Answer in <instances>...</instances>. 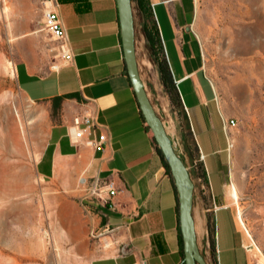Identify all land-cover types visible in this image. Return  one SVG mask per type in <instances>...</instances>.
I'll list each match as a JSON object with an SVG mask.
<instances>
[{
  "label": "crops",
  "instance_id": "1",
  "mask_svg": "<svg viewBox=\"0 0 264 264\" xmlns=\"http://www.w3.org/2000/svg\"><path fill=\"white\" fill-rule=\"evenodd\" d=\"M150 3L181 109L171 103L159 64L148 48L145 21L135 9L137 48L140 39L154 69L156 88L169 99L173 125L168 132L178 154L193 173L203 165L206 178L196 176L194 204L199 243H204L208 264H255L228 188L229 119L193 30L197 2ZM47 4L67 29L74 59L67 61L58 48L56 66L39 73L21 62L16 73L18 87L29 101L52 106L55 99L64 98L36 166L47 190L63 193L57 203L58 219L72 264H184L180 194L142 117L128 72L118 0H48ZM90 113L100 126L94 137L108 136L100 150L75 145L69 136L74 118ZM82 177L112 179L120 192L107 204L84 202ZM107 225L119 228L107 237L92 236Z\"/></svg>",
  "mask_w": 264,
  "mask_h": 264
},
{
  "label": "rangeland",
  "instance_id": "2",
  "mask_svg": "<svg viewBox=\"0 0 264 264\" xmlns=\"http://www.w3.org/2000/svg\"><path fill=\"white\" fill-rule=\"evenodd\" d=\"M197 1L196 12L207 20L214 4L223 13L216 41L206 36L208 44H203L194 32L225 115L235 121L228 130V188L232 182L239 188L245 221L262 252L256 262L264 264V0ZM47 2L0 0V264L73 263L58 219L57 203L63 193L47 190L36 166L57 117L53 105L24 96L16 73L21 62L39 73L56 66L58 42L45 27ZM138 58L153 104L171 130L169 99L156 88L154 69L140 39ZM17 139L23 150H18ZM193 179L197 187L199 182ZM200 248L205 255L203 242Z\"/></svg>",
  "mask_w": 264,
  "mask_h": 264
},
{
  "label": "water",
  "instance_id": "3",
  "mask_svg": "<svg viewBox=\"0 0 264 264\" xmlns=\"http://www.w3.org/2000/svg\"><path fill=\"white\" fill-rule=\"evenodd\" d=\"M128 72L141 110L170 164L180 194L181 228L186 264H208L200 248L194 217L196 184L184 159L178 154L166 124L157 112L143 79L137 48V28L132 0H118Z\"/></svg>",
  "mask_w": 264,
  "mask_h": 264
},
{
  "label": "built area",
  "instance_id": "4",
  "mask_svg": "<svg viewBox=\"0 0 264 264\" xmlns=\"http://www.w3.org/2000/svg\"><path fill=\"white\" fill-rule=\"evenodd\" d=\"M45 27L51 33L52 37L58 42V48L60 53L65 57L67 61H73L74 56L72 54L67 29L59 15L53 6H48L45 11ZM235 124L234 120H230L227 129ZM100 126L97 123L96 116L93 114L78 115L74 118L72 125L69 129V136L75 145H86L93 149H103L104 145L108 141V136L101 133L98 138L94 137ZM202 182V180H200ZM81 199L85 202L100 200L108 203L111 197L117 195L120 190L116 182L112 179L103 180L99 177L87 178L82 177L81 182ZM108 194L109 197L104 195ZM115 209L114 205L111 206ZM119 227H111L109 225L102 228L101 231L92 232L93 237H107L108 235L115 233ZM248 251L250 249L247 247ZM251 252V251H250ZM255 264H260L257 261Z\"/></svg>",
  "mask_w": 264,
  "mask_h": 264
},
{
  "label": "trees",
  "instance_id": "5",
  "mask_svg": "<svg viewBox=\"0 0 264 264\" xmlns=\"http://www.w3.org/2000/svg\"><path fill=\"white\" fill-rule=\"evenodd\" d=\"M134 5V10H138V14L141 16V18L145 21V24L143 26V32L146 35L149 44L148 48L151 52L152 58L155 62L159 64L160 71H161V77H162V82L164 86L166 87L167 93L169 94L170 100L172 105L177 108L181 109L182 107V99L180 96V93L178 91V88L176 87V84L173 79V74L169 65V61L167 58V54L164 48V43L163 39L161 36V32L158 26V22L156 19V16L152 10V6L150 3V0H132ZM136 16V14H135ZM137 28V26H136ZM75 96H70L69 98H74ZM64 98H57L53 101V115L58 116L59 110L62 108ZM142 112V111H141ZM142 117L146 123V128L151 135V137L154 139V141L157 144V153L158 155L162 158L169 174L172 176L174 179L172 169L170 167L169 162L167 161L163 150L157 143L154 133L151 129V127L147 124V121L144 117V114L142 112ZM196 176H202L203 178H206V176L203 174V165L198 166V170L193 173L192 177ZM210 230H211V224H210ZM181 246H182V251L185 255V244H184V239L183 235L181 233ZM213 244V241H211ZM205 256V255H204ZM206 258V256H205ZM186 264V263H184Z\"/></svg>",
  "mask_w": 264,
  "mask_h": 264
},
{
  "label": "bare ground",
  "instance_id": "6",
  "mask_svg": "<svg viewBox=\"0 0 264 264\" xmlns=\"http://www.w3.org/2000/svg\"><path fill=\"white\" fill-rule=\"evenodd\" d=\"M197 3H198V1H197ZM211 5H212V3H211ZM213 7H214L213 12L211 13V17L210 16L208 17V20L203 18V16H200L199 12H196L197 15H196L195 23H194V31L196 32L197 36L203 41V44L204 43L208 44V42L205 39V38H207L206 36H208V39L210 41H216L217 38H219L218 32H219V28H220V20L223 17V15H222L223 13L217 4H214ZM209 45H210V43H209ZM158 92L161 93V89L159 86H158ZM12 135H13V133H12ZM17 145L19 147L18 150L19 149L23 150L21 143L18 141V139H17ZM229 191H230V195H231L233 204L237 207L235 210L237 222H238L240 228L243 230V232L246 236L247 245L250 248L252 255L255 259V263H256L257 257L262 252H261V249H260L259 245L257 244L251 230L249 229V227L245 221L243 210L240 207L239 188L237 187V185L234 182H232L229 186Z\"/></svg>",
  "mask_w": 264,
  "mask_h": 264
}]
</instances>
